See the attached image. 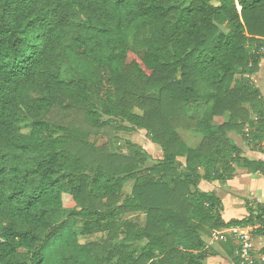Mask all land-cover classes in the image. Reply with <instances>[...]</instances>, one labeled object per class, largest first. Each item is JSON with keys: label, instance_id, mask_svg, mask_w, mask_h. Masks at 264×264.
Instances as JSON below:
<instances>
[{"label": "trees", "instance_id": "obj_1", "mask_svg": "<svg viewBox=\"0 0 264 264\" xmlns=\"http://www.w3.org/2000/svg\"><path fill=\"white\" fill-rule=\"evenodd\" d=\"M263 51L264 0H0V264H208L203 235L264 226L200 189L264 176L229 136L264 152ZM140 131L161 160L111 153Z\"/></svg>", "mask_w": 264, "mask_h": 264}, {"label": "rangeland", "instance_id": "obj_2", "mask_svg": "<svg viewBox=\"0 0 264 264\" xmlns=\"http://www.w3.org/2000/svg\"><path fill=\"white\" fill-rule=\"evenodd\" d=\"M63 76L66 81L75 79L69 68L65 69ZM249 79L254 84V86L261 91V95L264 100V59L261 62V70L257 74L251 76ZM29 131V129L25 130L26 133H29ZM180 134L191 147H196L201 141V135L195 134L191 131L183 130ZM229 136L242 149L243 155H245L248 159L264 161V152L259 153L255 151L244 136H239L235 133H230ZM105 140L106 139L104 136H99L92 139L91 142L96 143L97 146H102L104 145ZM128 141H131L132 143L144 149L150 155L151 164H154L163 158V151L161 147L149 139L146 135V132L144 131L137 133H115V138L111 139L110 141L109 148L111 153L128 156L130 154V149L127 145ZM260 147L264 148V146ZM200 189L206 192H215L223 200V202H225L224 205L226 208L224 209V218L228 220L232 217L234 219H242L246 217L248 215V207L250 204L257 206L259 203H261L264 205V176L260 174H250L248 170L240 167V165L236 169V176L234 180L226 183H202L200 185ZM130 191L131 185L129 184L125 188V192L129 193ZM66 202H68V198H66ZM225 210L232 214L227 216V214H225ZM132 221L145 226L146 217L140 214L133 217ZM259 225L260 224H257L256 226ZM223 231L224 230H221V232ZM203 238L210 249H214L222 253L219 257L211 259L209 258L207 260L208 264H235L224 254L223 249L224 244H226L229 240H232L230 235L223 233L217 238L213 235L212 237L203 235ZM254 244H256L257 247H261L259 245L264 244V237H255Z\"/></svg>", "mask_w": 264, "mask_h": 264}, {"label": "built area", "instance_id": "obj_3", "mask_svg": "<svg viewBox=\"0 0 264 264\" xmlns=\"http://www.w3.org/2000/svg\"><path fill=\"white\" fill-rule=\"evenodd\" d=\"M258 229L264 230V226L232 228L223 232L217 231L213 236L217 238L225 233L232 237L236 244L235 256L239 264H264V244L259 245L261 247L254 244L255 237L262 238V236L255 235Z\"/></svg>", "mask_w": 264, "mask_h": 264}, {"label": "crops", "instance_id": "obj_4", "mask_svg": "<svg viewBox=\"0 0 264 264\" xmlns=\"http://www.w3.org/2000/svg\"><path fill=\"white\" fill-rule=\"evenodd\" d=\"M205 183V182H204ZM224 204H225V202H223ZM224 207H225V205H224ZM226 208V207H225ZM226 211V210H225ZM225 214H227V216H230L232 213H229V211H226V213ZM223 216H224V212H223ZM233 218V217H232ZM232 218H230L229 220H231ZM226 221H229L228 219H226V218H224ZM234 219V218H233ZM220 256V255H219ZM219 256H215V257H210V259L211 258H216V257H219Z\"/></svg>", "mask_w": 264, "mask_h": 264}]
</instances>
